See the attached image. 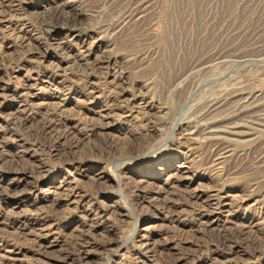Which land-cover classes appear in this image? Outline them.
<instances>
[{
    "label": "rangeland",
    "instance_id": "rangeland-1",
    "mask_svg": "<svg viewBox=\"0 0 264 264\" xmlns=\"http://www.w3.org/2000/svg\"><path fill=\"white\" fill-rule=\"evenodd\" d=\"M0 264H264V0H0Z\"/></svg>",
    "mask_w": 264,
    "mask_h": 264
},
{
    "label": "bare ground",
    "instance_id": "bare-ground-1",
    "mask_svg": "<svg viewBox=\"0 0 264 264\" xmlns=\"http://www.w3.org/2000/svg\"><path fill=\"white\" fill-rule=\"evenodd\" d=\"M263 112V111H262Z\"/></svg>",
    "mask_w": 264,
    "mask_h": 264
}]
</instances>
